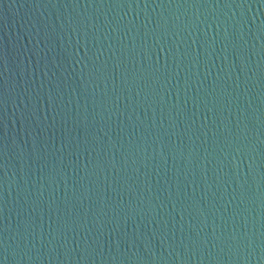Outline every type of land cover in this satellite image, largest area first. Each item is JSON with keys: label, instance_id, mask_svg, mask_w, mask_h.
Returning a JSON list of instances; mask_svg holds the SVG:
<instances>
[{"label": "water", "instance_id": "95a60500", "mask_svg": "<svg viewBox=\"0 0 264 264\" xmlns=\"http://www.w3.org/2000/svg\"><path fill=\"white\" fill-rule=\"evenodd\" d=\"M0 264H264V0H0Z\"/></svg>", "mask_w": 264, "mask_h": 264}]
</instances>
